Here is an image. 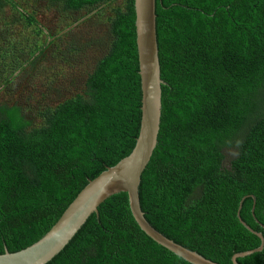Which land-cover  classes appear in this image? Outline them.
<instances>
[{"label": "trees", "instance_id": "16d2710c", "mask_svg": "<svg viewBox=\"0 0 264 264\" xmlns=\"http://www.w3.org/2000/svg\"><path fill=\"white\" fill-rule=\"evenodd\" d=\"M44 1L78 13L115 0ZM134 3L108 19L107 52L84 90L45 110L42 126L21 106L0 105V254L37 242L134 149L143 97ZM156 14L166 85L142 210L169 239L232 264L261 244L238 218L241 202V219L264 237V0H156ZM238 262L264 264V250ZM48 264L190 263L149 238L120 193Z\"/></svg>", "mask_w": 264, "mask_h": 264}, {"label": "rangeland", "instance_id": "374dc122", "mask_svg": "<svg viewBox=\"0 0 264 264\" xmlns=\"http://www.w3.org/2000/svg\"><path fill=\"white\" fill-rule=\"evenodd\" d=\"M124 0L67 13L44 0H5L0 11V105H19L33 127L81 93L107 52V22ZM227 161L233 153H226ZM228 165V163H226Z\"/></svg>", "mask_w": 264, "mask_h": 264}, {"label": "water", "instance_id": "95a60500", "mask_svg": "<svg viewBox=\"0 0 264 264\" xmlns=\"http://www.w3.org/2000/svg\"><path fill=\"white\" fill-rule=\"evenodd\" d=\"M136 41L142 83V119L139 136L131 154L114 167H108L78 194L55 225L37 242L18 252L5 248L0 264H48L59 255L89 218L99 217V207L110 197L127 193L131 213L140 229L154 242L190 264H220L190 250L153 227L146 219L140 200L142 176L158 145L162 118V79L157 36L156 0H135ZM241 224L261 239L259 247L233 255L232 264L264 250V237L240 217Z\"/></svg>", "mask_w": 264, "mask_h": 264}]
</instances>
